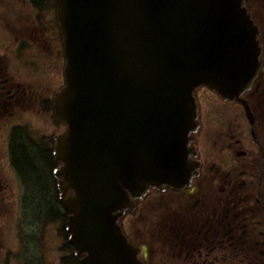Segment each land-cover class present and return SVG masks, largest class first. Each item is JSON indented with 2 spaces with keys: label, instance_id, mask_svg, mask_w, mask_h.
Instances as JSON below:
<instances>
[{
  "label": "water",
  "instance_id": "water-1",
  "mask_svg": "<svg viewBox=\"0 0 264 264\" xmlns=\"http://www.w3.org/2000/svg\"><path fill=\"white\" fill-rule=\"evenodd\" d=\"M55 2L66 129L54 173L69 242L83 264H142L118 218L149 186L189 185L193 92L240 100L261 67L260 30L243 0Z\"/></svg>",
  "mask_w": 264,
  "mask_h": 264
},
{
  "label": "flooded vegetation",
  "instance_id": "flooded-vegetation-1",
  "mask_svg": "<svg viewBox=\"0 0 264 264\" xmlns=\"http://www.w3.org/2000/svg\"><path fill=\"white\" fill-rule=\"evenodd\" d=\"M244 2L252 16L256 18L261 16L252 10L264 8V0ZM33 9L36 11L32 19L33 34L16 32V46L9 50L12 53L10 56L16 60L17 44L24 41L31 51L29 58L31 65L34 51L35 55L45 60L39 52L46 48L51 51L53 61L59 66L63 62V57L55 8L41 11L34 7ZM263 35L264 31L261 32V41ZM2 59L0 49L1 63ZM259 73L261 74L258 80L256 78L257 82L255 80L251 89L242 95L249 111L239 102L224 100L215 92L205 87L201 88L199 92L204 93L203 96H209L216 102L217 111L215 108L213 112L216 113L211 115L204 113L203 108L199 107V126L190 140V147L193 150L190 165L194 168V173L196 172L191 183L176 190L166 185L161 189L150 187L145 195L135 202L134 209L126 210L119 219L123 232L135 246L139 247L138 257L142 264H264V108H262L264 93L262 98L259 91V87L262 88L264 83L262 75L264 72L260 70ZM61 86L62 82L48 96H40L42 91H37L34 84L32 86L25 81L14 83V77L7 72L3 75L0 71V108L10 114L14 106L28 104L38 113L54 116L53 97ZM197 96L200 100V94L197 93ZM227 104L241 108L248 132L239 130L237 125L233 124L227 132L218 133L219 137L212 135L207 138L208 150L213 152L209 151L210 155L204 153L200 131L207 120L206 116L214 118L213 115L220 113V121L227 124L229 115L223 111ZM55 123L56 128H61L59 135L63 132L64 125ZM13 127L16 128L17 124L10 127L6 149L10 166L20 178L13 164L14 137L11 131ZM55 136L56 134L50 139V145H43L44 149L52 154ZM56 188L58 189L57 180ZM7 193L6 187L3 188L1 185L0 177V204L8 198ZM25 198L23 191L20 199L24 205ZM149 212L153 214L156 222L149 234L142 231L144 239L135 241L126 230V224L135 214L144 217ZM25 214H20L22 233L20 232L19 236L23 249L21 246L17 264H46L43 254L40 253L43 235L41 227L45 224L56 225V233L62 240L59 248L62 252L59 256L60 264H83L81 256L76 254L74 247L68 242L67 215L59 213L36 219L32 218L35 216ZM32 223H35V234L25 228ZM26 241L31 245L33 242L35 244L31 251L22 253L24 248L30 245H25ZM154 251L160 253L156 261L150 260Z\"/></svg>",
  "mask_w": 264,
  "mask_h": 264
},
{
  "label": "rangeland",
  "instance_id": "rangeland-1",
  "mask_svg": "<svg viewBox=\"0 0 264 264\" xmlns=\"http://www.w3.org/2000/svg\"><path fill=\"white\" fill-rule=\"evenodd\" d=\"M252 11L258 12L256 20L261 25L262 32L264 31V8H254ZM36 15V11L28 0H0V49L3 55V61L0 62L1 74L7 72L8 75L14 77V83L25 81L30 83L32 86L35 85L37 91H42L40 96H48L54 89L62 82V67L63 62L58 66L53 61L51 51L42 48L41 56L45 60L39 58V55H35L32 60V65L29 61L31 51L29 45L21 41L17 44L16 60L9 50L11 47L16 46V32L20 34L31 35L33 34L34 25L32 23L33 17ZM18 30V31H17ZM264 35L262 37V42ZM5 55H7L5 57ZM264 72V67H263ZM264 75V74H262ZM34 77V78H32ZM62 78V80H61ZM262 88L259 87L260 94L263 98L264 83ZM33 88V87H32ZM200 94V106L203 108L204 113H210L211 115L216 113L217 107L215 101L211 100L209 96H203L204 93ZM216 108V111L213 110ZM262 108H264L262 106ZM227 117V124H223L220 121V113L214 118L208 115L206 116V122L204 127L200 131V137L203 139L204 153L213 152L208 150L207 138L212 135L219 137L218 133L227 132L231 127L237 125L239 130L248 132L246 127V121H244V113L241 108L227 104V108L224 107ZM0 177L1 185L3 188L6 187L8 191V198L0 204V264H17L18 257L20 256L21 243L20 234V214L28 215L30 209V199H27L26 204L22 203L21 195L23 192V180L17 177L16 173L12 170L7 153V141L10 127L17 124V127L12 128V135L14 138L21 137L24 142H30L43 148V145H50V139L54 134H58L61 128H56V119L54 116L46 113H38L36 109L31 108L28 104L22 106H14L13 111L10 114L4 112L0 108ZM243 113V114H242ZM13 123V125H11ZM238 123V124H237ZM221 140V139H220ZM220 142V141H219ZM52 144V142H51ZM203 148V145H202ZM33 150V149H32ZM35 218V217H32ZM43 218V215H41ZM126 224V230L128 233L138 241L144 239L142 231H146L149 234L151 228L154 226L156 219L151 212L144 215V217L135 214ZM25 228L29 229L32 234H35V223L28 224ZM33 229V230H32ZM21 232V233H20ZM42 245L40 246V253L43 254V259L46 264H60L59 256L62 252L59 250L62 245V240L56 233V225L45 224L41 227ZM150 240V238H149ZM26 244H30L27 248H24V252L32 250L30 242L26 241ZM155 246V243H154ZM160 257L159 252H152L151 259L153 261L158 260Z\"/></svg>",
  "mask_w": 264,
  "mask_h": 264
},
{
  "label": "trees",
  "instance_id": "trees-1",
  "mask_svg": "<svg viewBox=\"0 0 264 264\" xmlns=\"http://www.w3.org/2000/svg\"><path fill=\"white\" fill-rule=\"evenodd\" d=\"M30 4L41 11L54 9V0H28ZM21 137L13 141V164L23 180L25 201L30 199V211L28 215H57L63 212L59 202V191L56 188V179L53 176V168L57 163L50 151L39 148L30 142H24ZM33 149V150H32Z\"/></svg>",
  "mask_w": 264,
  "mask_h": 264
}]
</instances>
